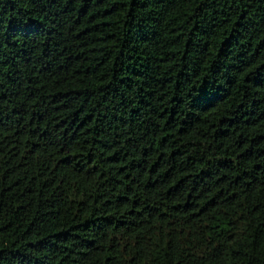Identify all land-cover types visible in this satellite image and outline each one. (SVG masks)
Listing matches in <instances>:
<instances>
[{"label": "trees", "instance_id": "1", "mask_svg": "<svg viewBox=\"0 0 264 264\" xmlns=\"http://www.w3.org/2000/svg\"><path fill=\"white\" fill-rule=\"evenodd\" d=\"M0 264H264V0H0Z\"/></svg>", "mask_w": 264, "mask_h": 264}]
</instances>
